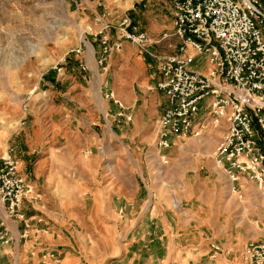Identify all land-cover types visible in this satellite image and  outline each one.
Returning a JSON list of instances; mask_svg holds the SVG:
<instances>
[{
	"label": "rangeland",
	"instance_id": "374dc122",
	"mask_svg": "<svg viewBox=\"0 0 264 264\" xmlns=\"http://www.w3.org/2000/svg\"><path fill=\"white\" fill-rule=\"evenodd\" d=\"M170 1L0 0V162L18 160L36 189L25 209L42 218V258L49 248L55 264H125L113 258L127 240L111 230L110 210L116 183L126 189L131 177L129 191L146 195V247L133 248L144 255L136 264H246L241 245L260 241L264 201L238 200L208 168L206 149L217 148L219 127L211 123L202 138H171L166 150L159 145L163 103L151 53H175L177 39L171 28H152L170 17ZM123 16L160 42L145 51L120 38ZM106 37L144 58L149 84L135 80V107L114 93L121 66L112 55L120 51L105 53ZM208 59L198 54L189 66L207 72Z\"/></svg>",
	"mask_w": 264,
	"mask_h": 264
},
{
	"label": "built area",
	"instance_id": "2783aa9c",
	"mask_svg": "<svg viewBox=\"0 0 264 264\" xmlns=\"http://www.w3.org/2000/svg\"><path fill=\"white\" fill-rule=\"evenodd\" d=\"M171 10L177 50L162 56L151 53L160 62L157 89L166 96L158 122L160 147L168 149L174 137L202 138L211 123L218 128L225 121L227 128L215 156L229 178L232 193L243 196L242 178L256 181L264 192V0H171ZM118 32L120 38L145 51L160 42L132 26L129 16L121 18ZM168 36L164 33L162 39ZM120 38L113 45L104 38V52L120 51ZM198 54L209 58L207 73L189 66ZM207 97L210 99L204 107ZM37 198L18 160L11 155L3 157L0 204L8 217L23 223L20 238L25 240L39 241L44 232L42 218L29 216L25 209L26 202ZM12 240L6 222L1 220L0 244ZM45 252L47 264L57 263L50 249ZM243 254L246 264H264V240L249 242Z\"/></svg>",
	"mask_w": 264,
	"mask_h": 264
},
{
	"label": "crops",
	"instance_id": "0c3cea01",
	"mask_svg": "<svg viewBox=\"0 0 264 264\" xmlns=\"http://www.w3.org/2000/svg\"><path fill=\"white\" fill-rule=\"evenodd\" d=\"M170 8L171 6H169L170 17L163 19L158 22L157 25H154L152 31L157 33L163 31L165 28H171L173 30L172 10H170ZM127 50L128 51H125L124 49L123 51L116 52V54L112 55V60L113 57H115V60H118L117 62L121 66L120 73L113 78V89L114 93L116 92L118 97L121 98L120 105L124 107L125 105H127L126 107L130 108L135 107L138 102V98L135 97L134 92L129 91L133 88L135 80H138L139 84L144 88H146V86L149 84V81L144 74L146 63L144 62L143 56L136 54V52L132 50L130 46L127 47ZM157 62L159 69L160 62L158 60ZM210 68L211 67L209 65L208 71L210 70ZM159 76L161 77V74ZM121 88H123L124 90H122ZM161 94L162 103L164 105L166 102V96L163 93ZM114 101L116 102L117 100ZM134 119L136 125H140L142 117L139 112L136 113ZM226 128L227 123L223 121V124H221L219 129L214 132L213 135H215L216 137H220L218 132L225 133ZM215 149L216 144L214 143L210 144V146H207L206 149L208 153L207 155L209 156L207 165L211 174L213 176L221 177L222 180H224V183H226V187L228 186L230 193L238 200L242 201L246 197V195H249V198L253 201V203H256V201H261L258 204L259 206L262 205L264 196L257 190V188H260L258 187L257 182L254 180L242 178V180L245 182V186L243 189V196L241 198H239L235 193H232L228 176L217 164ZM129 180L130 183L127 184L126 189H124L123 184L121 185V182L116 183V192H114L115 194L113 196L114 201L112 200L115 203H112L110 210L112 217L111 230L119 232V230L121 229L127 240V248L124 254L122 256H119L118 253L114 254L113 258L121 257L122 261L127 259L125 264H136L137 262H141V258L144 255L140 251L138 253L134 252L135 250H133V248H140L141 246V248L146 247V195L141 197L135 192L129 191V188L131 186H134V177H131ZM27 203L30 202H26V204ZM28 215L31 216L33 214ZM244 216L245 214L243 215V217ZM257 216L259 217V219L264 218L262 212H258ZM1 220H4L6 222V225L9 228V233L13 236V240L9 243L0 244V264H47L45 259L40 256L41 249L44 250L42 241H35L34 238H29L27 240L20 238L23 223L8 217L4 206L0 204V221ZM261 222H263V219H261ZM258 223L259 221H257V224ZM255 239L264 240V230H261L260 233H257L255 235ZM215 246H218V250H220V245L213 242L211 244V248L216 250ZM246 246L247 244L241 245L243 250L246 248ZM226 249L228 248L225 247V250ZM209 250L211 249L209 248ZM228 251L230 250L228 249Z\"/></svg>",
	"mask_w": 264,
	"mask_h": 264
}]
</instances>
